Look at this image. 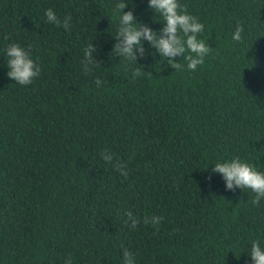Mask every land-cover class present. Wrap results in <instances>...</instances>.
<instances>
[{
	"label": "trees",
	"instance_id": "trees-1",
	"mask_svg": "<svg viewBox=\"0 0 264 264\" xmlns=\"http://www.w3.org/2000/svg\"><path fill=\"white\" fill-rule=\"evenodd\" d=\"M119 2L0 0V264H123L125 249L135 264H252L264 199L226 190L212 168L239 157L264 172V0H178L211 48L195 72L147 41L136 61L117 55ZM123 2L163 28L149 0ZM49 8L71 16L68 30L47 23ZM14 43L41 69L31 85L7 76ZM153 216L163 220L144 224Z\"/></svg>",
	"mask_w": 264,
	"mask_h": 264
},
{
	"label": "clouds",
	"instance_id": "clouds-1",
	"mask_svg": "<svg viewBox=\"0 0 264 264\" xmlns=\"http://www.w3.org/2000/svg\"><path fill=\"white\" fill-rule=\"evenodd\" d=\"M128 5L121 0L115 4V12L119 20V27L115 39L118 43L114 46V51L117 55L123 57L127 61H136L137 57L134 49H137L141 57L145 56L146 50L143 47L142 41H147L149 45L155 48L156 53L164 59H167L170 67L175 70H181L182 64L175 63L176 57L183 56L187 61V70L195 72L197 67L204 63L205 57L211 52L203 40L198 39V34L204 30V25L199 20L188 13L186 6L181 5L178 0H149V8L154 10L164 21L163 28L159 33L155 32L148 25H140L137 23V18L133 11L124 12ZM47 23L56 26H63L68 30L71 22V16H66L63 20L57 17L52 9L45 11ZM181 33L183 36H181ZM244 28L242 25H237L232 39L236 42L242 40ZM186 38V40L184 39ZM186 45V46H185ZM95 47L90 45L84 49V60L82 63H93L92 53ZM7 56V76L10 80L21 86H28L33 83V80L39 77L41 69L31 57V50H25L18 44H11L6 49ZM188 52V55L185 53ZM91 69L85 68L84 73L88 74ZM145 75L137 68L132 76L133 80L137 76ZM97 86H100L102 81L97 78L95 81ZM102 158L112 163V156L101 153ZM113 167L127 178L128 172L126 165L116 162ZM213 173H218L223 177L226 184V190L235 192L236 188L242 190L249 189L255 194L250 203L253 206H259L260 201L264 199V172H258L254 167L246 162H242L239 157L232 159L229 162L216 163L212 168ZM209 179H211L209 177ZM127 219L124 221L128 225L131 221V228H136L140 223L138 217H133L132 212L125 213ZM163 220L162 216H153L151 219L144 218V224H152L156 226ZM252 264H264V248L258 242H253L248 252ZM123 264H135L134 257L127 249L123 252ZM64 264H72V258L69 255L65 258Z\"/></svg>",
	"mask_w": 264,
	"mask_h": 264
}]
</instances>
